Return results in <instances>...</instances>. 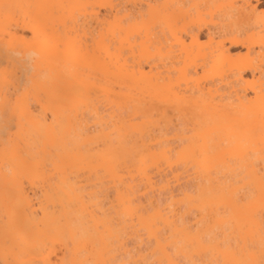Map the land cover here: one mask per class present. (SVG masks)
I'll return each mask as SVG.
<instances>
[{
  "label": "bare ground",
  "instance_id": "obj_1",
  "mask_svg": "<svg viewBox=\"0 0 264 264\" xmlns=\"http://www.w3.org/2000/svg\"><path fill=\"white\" fill-rule=\"evenodd\" d=\"M148 1L0 0V264L264 262V0Z\"/></svg>",
  "mask_w": 264,
  "mask_h": 264
},
{
  "label": "rangeland",
  "instance_id": "obj_2",
  "mask_svg": "<svg viewBox=\"0 0 264 264\" xmlns=\"http://www.w3.org/2000/svg\"><path fill=\"white\" fill-rule=\"evenodd\" d=\"M152 1H153L154 3H153ZM160 1H161V0H157V2H155V0H149L146 4L142 5V9H140L141 6H140L138 9H140L139 11H140L141 13L143 12V15H144V16H145L146 14H148L149 12L154 14L155 11H157V9H158V11H159V10L161 11V10H163L164 5H165V7H167V6L169 5V3L166 4V2L160 4ZM162 1H163V0H162ZM162 1H161V2H162ZM158 2H159V3H158ZM145 5H147V8H146ZM97 6L100 7V5H96V6H95L96 8L94 7L93 9H98L99 7L97 8ZM119 7H122V6H119ZM99 9H101V10L99 11ZM99 9H98L97 11H99V13H101V15H102V13H103V14L105 13V9H104V7H103V8L100 7ZM102 9H103V10H102ZM118 9H119V10L121 9V12L118 10V11H119V12H118V13H119L118 16H119V17H122V14H120V13H124V12H125L124 14H128V13H130L131 9H133V6H132L131 4H126L125 7L118 8ZM150 9H151V11H150ZM154 9H155V11L153 12ZM219 9H220V8H219L218 6H216V7H213L212 10H211V9H207V11L204 10L203 12H201L202 14H200L199 16H198V15H195L196 17H194V18H195L196 21H201L202 26H204V27L209 26L210 23H211V21L216 22V21H219V20L221 19V15H220ZM133 10H134V11H133ZM133 10H132V12H135V9H133ZM146 10H147L148 12H147ZM95 11H96V10H95ZM101 11H103V12H101ZM126 12H127V13H126ZM144 12H146V13H144ZM257 12H258L259 14H263V13H264V4L261 5V6L258 8ZM203 13H205V14H203ZM124 14H123V15H124ZM153 14H151V16H152ZM144 16H143V17H144ZM147 16L149 17V15H146L144 18H146ZM151 16H150L149 18H147V19H150ZM197 16H198L199 18H198ZM123 23H124V22H123ZM124 25H125V23H124ZM133 32H134V31H133ZM133 32H132V33H133ZM130 34H131V33H129L128 35H130ZM133 34H135V33H133ZM136 34H137V33H136ZM136 34H135V36H134V35L132 36V37H136V38H133L134 41H131V40H132L131 35L128 37V39L130 38L131 40H128V41H130V42H132V43H133V42L135 43V42H136L135 39H137V42H138L139 38H141L142 35H141V34H137V36H136ZM138 35H139V36H138ZM141 39H142V38H141ZM141 39H140L139 43L141 42ZM166 39H167V40H170V42L168 41V43H169V45H170L169 48H168L167 45H165V44L167 43ZM166 39H165V40L163 39L164 42L166 41L165 44H164V42H163L162 39H161V41L163 42L162 45H163V46L165 45L164 47L162 46V49H161V50H162V51H161L162 54H157V53H155V51H153L154 49L152 50V49L150 48V47H151L150 44H149L150 47L148 48L149 50L147 49L146 51H141L140 53H138V52L141 50L140 47H139L140 50H139V49H137V50H136V49H133L134 51L132 50V52L134 53V55H133L134 57H136V55H138L139 58H142V57L144 56L143 58H145V59L147 58L146 61H145V59H142V61H141V59H140L139 62H137V60H138L137 58H138V57H136V59H135V58L133 59V56L131 57L132 59H130V55H131L130 53H131V52H128V53H127L125 48H124V49H125V53H127L129 56H126L127 54H126V55L124 54V52H123L124 49H123V51H122V53H123V57H122V58H123V59L126 58V60L128 59V60H130V61H133L135 64H134L133 62H132V64H131L130 61L127 60L128 62L126 61V63H127L126 65L128 66L129 69H131V68L133 67V70H135L136 72H137V71H140V70L142 71V69H143L144 72H145V70H146L145 73H148V72H150V70L152 69V70H155V72H156V71H158V72L161 71V72H162V73H160L161 75H162L163 72H164L163 77H165V72H166V71H167V73L170 71V72H169L170 74H169V73H168V74L166 73L167 75L173 76V74H174V72H173L174 69H176V68L179 67V65L177 64V62H175L176 59L172 57V56L174 55V53H176L177 50L175 51V49H178V46L175 45V43H176L175 41H174L175 43H174L173 41H171V40H173V39H171L170 37H169V38H166ZM215 39H216V41L219 40L218 38H215ZM185 40H186V42H189V43H190V40H188L187 38H186ZM142 41H143V40H142ZM207 41H208V40H207L206 36L203 34V35L201 36V38H200V42H199V43L203 45V44H206ZM137 42H136V43H137ZM162 42H161V43H162ZM172 42H173V43H172ZM148 43H149V42H148ZM168 43H167V44H168ZM170 43H171V44H174V45H171ZM145 45H146V44H145ZM149 45L147 44L146 46H149ZM125 46H127V51H130L128 44H127V45L125 44ZM137 46H139V44H138V45L136 44V47H137ZM166 46H167V48H168V53H171V52H172V51L170 50V47H171V46L176 47V48H173V52H174V53L172 52V56H171L172 58L169 56V57L171 58V60L173 61V63H172V61L170 62V58H169V57H168L169 60L166 58V59L169 61L168 63L166 62V59H165V63H166V65H165V63H164V65H165V67L167 66V70H166L165 67H162V66H164V65H162L163 63H160V62H163V61H164V60H163V59H164V58H163L164 55L166 56V55L168 54L167 52H165V53H167V54L163 53V52H164V49H165ZM199 46H201V45H198L197 48H195V47H196L195 45L192 46V47H190V48H194V49L191 50L193 53H192V52H189V53L194 54L196 49L199 50V48H200ZM133 48H135V47H133ZM167 48H166V49H167ZM166 49H165V51H166ZM171 49H172V47H171ZM138 50H139V51H138ZM169 50H170L171 52H169ZM197 50H196L195 55H196L197 52H198ZM150 51H151V52H150ZM152 51H153V52H152ZM233 51H235V53H237V56H236L237 60H236L235 65H237V64H239V65H237V66H240V65H242V64H243V65H244V64L246 65V63H247V59L250 57V55H247L246 51H245L244 49H241V48H236V49H234ZM148 52L151 53V55H149ZM263 52H264V50L262 51V53H263ZM137 53H138V54H137ZM141 53L144 54V55H140ZM139 55H140V56H139ZM170 55H171V54H170ZM251 55H252V54H251ZM124 56H126V57L124 58ZM145 56H147V57H145ZM148 56H150V57L152 56L151 58H153V57H154V58L151 60V58H150V57L148 58ZM155 56L157 57V59H158V56H161V57L159 58V61H160V62L156 59V60L158 61V63L161 64L160 67H158L159 64L156 63V60H154V59H155ZM162 56H163V57H162ZM248 56H249V57H248ZM255 56H256V55H255ZM128 57H129V58H128ZM166 57H167V56H166ZM251 57H253V56H251ZM162 58H163V59H162ZM160 59H162V60H160ZM173 59H175V60H173ZM195 59H196V57H195ZM134 60H135V61H134ZM153 60H154V61H153ZM197 60H198V58L196 59V61H197ZM143 61H145V62H143ZM151 61H152L153 63L155 62V64H156L157 66H156L155 64H152ZM196 61H195V64H196ZM174 62H175V63H174ZM245 62H246V63H245ZM128 63H130V64H128ZM171 63H172V66H175V68L171 67V68H170L171 70H170L169 67L171 66ZM140 64H141V65H140ZM150 64H152L151 67H150ZM197 64H198V62H197ZM130 65H131V66H130ZM132 65H139L140 68H141V67H142V68L139 70V67H138V66L135 68V66H132ZM142 65H143V66H142ZM154 66H155V69H153ZM152 67H153V68H152ZM190 67H191V69H190V70H191V73H190V70H189V72H187V76H188V77H191V78H192V74H193L194 78H195L196 75H197L196 77H198V78H199V77H200V78H205V77L207 76L206 74L204 75L203 70L200 69V68L197 69V71H196L197 74H194V71H193L192 66H190ZM149 68H150V70H149ZM156 68L159 69L160 71L157 70ZM162 68H164V70H162ZM241 68H242V66H241ZM129 69H128V70H129ZM136 69H137V70H136ZM147 69H148V72H147ZM168 69H169V70H168ZM152 70H151V72H152ZM201 70H202V71H201ZM260 70H264V67H261ZM171 71H172V72H171ZM142 72H143V71H142ZM153 72H154V71H153ZM171 73H173V74H171ZM167 75H166V76H167ZM198 75H200V76H198ZM243 75H244V76H243V79H244L245 81H246V78L248 79V81H251V80H252V77H251V75H250L249 72H245ZM229 76H230V75H229ZM216 77H217V76H216ZM216 77H213V76H212V79H213V78L215 79ZM225 77H226V76H225ZM218 78H219V77H218ZM223 78H224V77H223ZM226 79H229L228 75H227ZM226 79H225V80H226ZM215 80H216V81H215ZM215 80H214L213 82H214V83H215V82L217 83V81H218L217 78H216ZM210 82H212V80H210Z\"/></svg>",
  "mask_w": 264,
  "mask_h": 264
},
{
  "label": "snow or ice",
  "instance_id": "obj_3",
  "mask_svg": "<svg viewBox=\"0 0 264 264\" xmlns=\"http://www.w3.org/2000/svg\"><path fill=\"white\" fill-rule=\"evenodd\" d=\"M262 264H264V262H262Z\"/></svg>",
  "mask_w": 264,
  "mask_h": 264
}]
</instances>
